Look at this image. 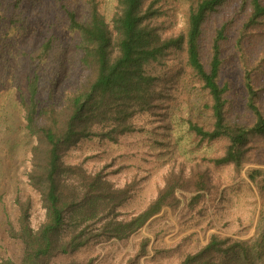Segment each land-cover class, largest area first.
I'll return each mask as SVG.
<instances>
[{
  "label": "trees",
  "instance_id": "1",
  "mask_svg": "<svg viewBox=\"0 0 264 264\" xmlns=\"http://www.w3.org/2000/svg\"><path fill=\"white\" fill-rule=\"evenodd\" d=\"M52 1L78 33V77L60 99L51 87L41 103L37 69L58 63L61 43L50 35L27 53L33 71L19 94L23 126L33 138L26 180L40 194L43 213L33 222L31 200L16 197L17 215L6 232L21 252L17 259L0 257V264H91L93 258L74 256L131 239L166 206L176 213L210 199L221 186V168L250 181L264 204V0ZM80 1L83 18L71 8ZM19 2L11 5V22L21 18ZM174 123L187 125L192 152L213 151L193 154L189 174L172 166L163 172L139 211L125 207L144 174L120 186L110 176L120 167L110 168L111 161L91 170L66 161L82 140L118 144L149 125L169 133ZM226 191L220 189L222 198ZM149 240L139 241L136 258L148 253ZM247 251L244 240L213 233L178 264H219V256Z\"/></svg>",
  "mask_w": 264,
  "mask_h": 264
},
{
  "label": "rangeland",
  "instance_id": "2",
  "mask_svg": "<svg viewBox=\"0 0 264 264\" xmlns=\"http://www.w3.org/2000/svg\"><path fill=\"white\" fill-rule=\"evenodd\" d=\"M15 1H5L0 23V75L3 84L0 88V257L13 259L19 257L21 245L7 234L6 228L8 221L17 215L16 197L31 200L33 222L43 213L40 194L29 187L26 180L33 138L23 126L19 94L20 90H25L28 75L33 71L27 53L50 35L59 38L61 43L58 63L48 69H37L41 78V103L49 101L51 87L54 99L58 100L66 87L76 81L79 59L75 46L79 36L76 31L68 29L63 8L52 0H19L21 18L18 22H11V5ZM71 8L81 18L86 14L81 1L72 3ZM153 137L161 140L162 144H157ZM191 150L187 125L174 123L169 133L158 128L154 130L149 125L118 144L82 140L69 150L65 158L67 162L83 163L89 170L111 161L110 168L120 167L110 175L120 186L134 176L144 174L125 207L136 212L156 194L163 172L172 166L174 171L182 170L189 174L193 154H210L213 151L212 148ZM220 173L223 180L218 193H213L210 199L205 198L191 210L180 207L175 213L166 206L155 216L160 218L143 227L131 239L89 246L74 257L82 262L93 258L91 264H178L186 254L195 252L213 233H217L244 240L248 250L247 253L219 256V264H264V204L250 181L233 179L229 168H221ZM222 188H227L226 198L219 194ZM239 216L244 219L242 224ZM143 236L150 238L148 253L136 258Z\"/></svg>",
  "mask_w": 264,
  "mask_h": 264
}]
</instances>
